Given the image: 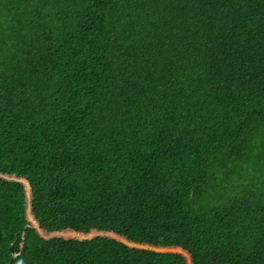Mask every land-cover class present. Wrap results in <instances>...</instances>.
<instances>
[{
    "label": "trees",
    "instance_id": "trees-1",
    "mask_svg": "<svg viewBox=\"0 0 264 264\" xmlns=\"http://www.w3.org/2000/svg\"><path fill=\"white\" fill-rule=\"evenodd\" d=\"M0 264H264V0H0Z\"/></svg>",
    "mask_w": 264,
    "mask_h": 264
}]
</instances>
